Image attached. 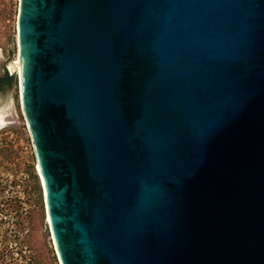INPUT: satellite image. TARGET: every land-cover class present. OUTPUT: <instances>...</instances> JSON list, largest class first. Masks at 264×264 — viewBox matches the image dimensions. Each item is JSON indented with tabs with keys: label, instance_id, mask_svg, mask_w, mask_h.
Masks as SVG:
<instances>
[{
	"label": "water",
	"instance_id": "1",
	"mask_svg": "<svg viewBox=\"0 0 264 264\" xmlns=\"http://www.w3.org/2000/svg\"><path fill=\"white\" fill-rule=\"evenodd\" d=\"M18 44L61 264H264V0H20Z\"/></svg>",
	"mask_w": 264,
	"mask_h": 264
},
{
	"label": "rangeland",
	"instance_id": "2",
	"mask_svg": "<svg viewBox=\"0 0 264 264\" xmlns=\"http://www.w3.org/2000/svg\"><path fill=\"white\" fill-rule=\"evenodd\" d=\"M19 8L20 0H0V77L9 75V64L18 55ZM19 76L0 86L6 121L0 126V264H61Z\"/></svg>",
	"mask_w": 264,
	"mask_h": 264
},
{
	"label": "bare ground",
	"instance_id": "3",
	"mask_svg": "<svg viewBox=\"0 0 264 264\" xmlns=\"http://www.w3.org/2000/svg\"><path fill=\"white\" fill-rule=\"evenodd\" d=\"M18 55H19V44H18ZM18 55H17L16 60L13 61L12 63H10L9 64V67H8L10 73L11 74H16V76H18V74L20 75V65H19ZM19 78L21 79V76H19ZM4 108H5V104H3V102H1L0 103V126L6 124V121H5V113L3 112ZM23 109H24V106H23ZM37 171H38V175L40 177V180H41V183H42V187H43V190H44L43 181H42V178H41L39 169H38V163H37ZM44 195H45V190H44ZM45 203H46L47 221H48V223L50 225L51 233H52V236H53V239H54V235H53V231H52V226H51V222H50V218H49V214H48V209H47L46 196H45ZM54 243H55V240H54ZM55 246H56V243H55ZM56 249H57V247H56Z\"/></svg>",
	"mask_w": 264,
	"mask_h": 264
},
{
	"label": "flooded vegetation",
	"instance_id": "4",
	"mask_svg": "<svg viewBox=\"0 0 264 264\" xmlns=\"http://www.w3.org/2000/svg\"><path fill=\"white\" fill-rule=\"evenodd\" d=\"M2 82H5V81H0V86H2V84H1ZM5 83L7 84L8 82H5Z\"/></svg>",
	"mask_w": 264,
	"mask_h": 264
},
{
	"label": "trees",
	"instance_id": "5",
	"mask_svg": "<svg viewBox=\"0 0 264 264\" xmlns=\"http://www.w3.org/2000/svg\"><path fill=\"white\" fill-rule=\"evenodd\" d=\"M8 83H9V82H8ZM8 83H7V84H8ZM1 84L3 85V84H6V83H5V82H2Z\"/></svg>",
	"mask_w": 264,
	"mask_h": 264
},
{
	"label": "built area",
	"instance_id": "6",
	"mask_svg": "<svg viewBox=\"0 0 264 264\" xmlns=\"http://www.w3.org/2000/svg\"><path fill=\"white\" fill-rule=\"evenodd\" d=\"M9 74H11L10 71H9Z\"/></svg>",
	"mask_w": 264,
	"mask_h": 264
}]
</instances>
